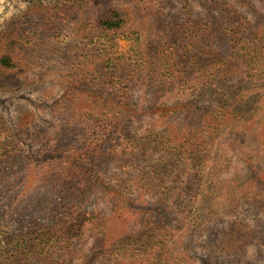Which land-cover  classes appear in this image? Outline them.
<instances>
[{
	"label": "rangeland",
	"instance_id": "374dc122",
	"mask_svg": "<svg viewBox=\"0 0 264 264\" xmlns=\"http://www.w3.org/2000/svg\"><path fill=\"white\" fill-rule=\"evenodd\" d=\"M112 1L133 22L77 39L55 0H0V264H264V0ZM106 100L122 136L94 163L77 136Z\"/></svg>",
	"mask_w": 264,
	"mask_h": 264
},
{
	"label": "trees",
	"instance_id": "16d2710c",
	"mask_svg": "<svg viewBox=\"0 0 264 264\" xmlns=\"http://www.w3.org/2000/svg\"><path fill=\"white\" fill-rule=\"evenodd\" d=\"M67 1L68 0H55V2L51 4L55 11L53 16L49 17L47 14L42 16V19L47 20L48 23H50L51 18L53 23L52 28L55 32L67 30L77 39L90 37L91 34L106 36L108 34L123 32L133 22L134 16L131 5L114 2L112 0H74L70 6H65L64 3H67ZM71 1L72 0H69V2ZM53 29L50 31H53ZM16 59L17 58H13L11 53L2 54L0 56V68L7 71L15 70L19 66V60ZM190 106V103L187 102H181L172 106L162 104L159 105V107H163V111L160 115L164 118L178 116L185 113ZM116 108L112 106L110 100H106L101 104L96 103L91 106L87 115L88 118L85 117V124L83 126L81 125L85 132L77 136V141L80 145L76 146V148H78V151L80 150L79 155H81V157L87 155L91 162L101 163L103 160L107 159L108 154L112 150L117 151L119 146L118 141L121 139L122 131H116V133L111 132L108 136L103 134L111 129ZM193 110L198 111L197 108H193ZM75 115H77L78 118L80 116L78 114ZM205 117H207V114H205ZM55 138L56 136L53 135L48 136L44 139L43 143L48 141L47 146L49 148H51V146L55 147V144L58 145ZM106 143L107 149L104 152V144ZM49 176V170L44 168L40 169L38 176L39 181L44 180L45 183V181H47L46 178ZM72 195L79 203L84 204L88 196V191L85 189L81 191L75 190ZM68 204L69 211L61 214L60 221L61 223H70L71 228L74 229L79 222L87 220L82 217L85 214L82 213L79 206H74L72 200H69ZM76 208L77 212L74 210ZM93 220L94 218L92 217L89 221L93 223ZM134 245V242L130 243V246ZM31 253L35 254V251ZM41 253L44 255V250H42ZM44 257L45 261H47L48 257Z\"/></svg>",
	"mask_w": 264,
	"mask_h": 264
}]
</instances>
